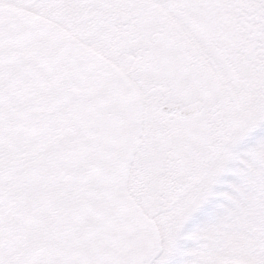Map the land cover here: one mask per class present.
I'll use <instances>...</instances> for the list:
<instances>
[{"label":"snow or ice","instance_id":"1","mask_svg":"<svg viewBox=\"0 0 264 264\" xmlns=\"http://www.w3.org/2000/svg\"><path fill=\"white\" fill-rule=\"evenodd\" d=\"M0 264H264V0H0Z\"/></svg>","mask_w":264,"mask_h":264}]
</instances>
